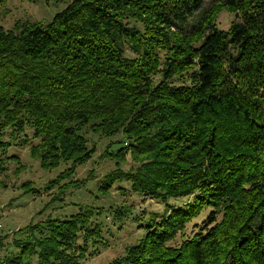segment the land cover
Instances as JSON below:
<instances>
[{
  "label": "trees",
  "instance_id": "16d2710c",
  "mask_svg": "<svg viewBox=\"0 0 264 264\" xmlns=\"http://www.w3.org/2000/svg\"><path fill=\"white\" fill-rule=\"evenodd\" d=\"M48 1L65 4L51 21L0 27V171L11 141L50 169L92 156L87 126L118 136L102 155L119 164L130 153L135 168L100 189L187 200L110 264H264V0ZM222 10L234 16L226 30ZM87 213L28 224L0 263L76 264Z\"/></svg>",
  "mask_w": 264,
  "mask_h": 264
},
{
  "label": "rangeland",
  "instance_id": "374dc122",
  "mask_svg": "<svg viewBox=\"0 0 264 264\" xmlns=\"http://www.w3.org/2000/svg\"><path fill=\"white\" fill-rule=\"evenodd\" d=\"M209 3L210 0H205L203 6ZM64 7L63 3L48 0H0V27L11 30L23 22L47 23ZM233 18L232 14L222 10L216 18V25L219 29L226 30ZM190 21H197V16H193ZM83 133L88 145L95 149L92 156L83 164L75 166L73 161H60L58 166L50 169L42 168L40 160L30 156L28 147L18 146L17 141H11L7 156L14 158L8 159L5 169L0 171V237L8 236L2 240L0 259L7 254L6 249L8 252H16L11 246L13 238L20 237L15 234L16 231L47 218L62 220L85 209V212L88 210V218L83 224L80 223L83 227H79L81 236L78 241L85 252L84 255L77 252L79 258L76 264H110L139 241L151 218H161L169 205H182V201L186 202L187 199L182 198L163 203L140 197L130 192L129 185L125 182H117L107 190L100 189L109 173L118 169L130 170L135 168V164L130 153L125 154L123 162L119 164L102 155L118 136L105 137L92 131L89 126L83 129ZM26 134L30 137L31 131L27 130ZM5 139H9V134L4 136ZM35 142L31 140V144ZM115 148L114 145L111 147L112 152ZM70 167L74 168L70 180L49 190L44 189L64 169ZM78 180H83L84 183L76 187L74 182ZM25 183L31 184L40 193H24ZM205 214L203 212L188 224L185 233L192 234L196 231ZM179 240L177 237L172 241V246L179 243ZM30 264H37L36 258H32Z\"/></svg>",
  "mask_w": 264,
  "mask_h": 264
}]
</instances>
